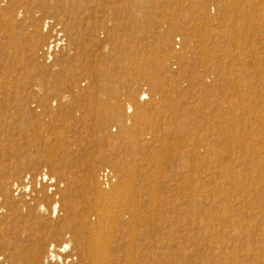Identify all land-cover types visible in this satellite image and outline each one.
<instances>
[{
    "label": "rangeland",
    "instance_id": "374dc122",
    "mask_svg": "<svg viewBox=\"0 0 264 264\" xmlns=\"http://www.w3.org/2000/svg\"><path fill=\"white\" fill-rule=\"evenodd\" d=\"M68 219L116 264H264V0H0V264Z\"/></svg>",
    "mask_w": 264,
    "mask_h": 264
},
{
    "label": "bare ground",
    "instance_id": "6f19581e",
    "mask_svg": "<svg viewBox=\"0 0 264 264\" xmlns=\"http://www.w3.org/2000/svg\"><path fill=\"white\" fill-rule=\"evenodd\" d=\"M118 112V108L116 106H113L111 108V113L114 115ZM51 156V155H50ZM49 160V159H48ZM91 165V164H90ZM94 169L90 167V171H93ZM94 172V171H93ZM90 173L91 175L93 174ZM90 177V176H89ZM46 179V178H45ZM126 183V181H125ZM124 183V184H125ZM98 184V183H97ZM131 185V184H130ZM121 187V186H120ZM129 187V186H128ZM100 188V187H99ZM98 188V189H99ZM124 189V188H122ZM116 190V189H115ZM114 190V191H115ZM102 191V190H101ZM113 191V192H114ZM104 193V192H103ZM103 193L100 192V191H96V195H95V202H96V205H98V207H100L101 205L103 206V202L105 199H102L104 198L103 196ZM118 193V192H117ZM116 195V193H114ZM113 194V196H114ZM126 195V194H125ZM108 196V195H107ZM112 196V195H111ZM112 196V197H113ZM118 196V195H117ZM110 197V196H109ZM108 198V197H107ZM115 198V197H114ZM112 200V199H111ZM113 201V200H112ZM117 201V200H116ZM125 201V200H124ZM110 202V201H109ZM108 203V202H107ZM112 204V202H111ZM115 204V202H114ZM95 205V204H94ZM111 206V205H110ZM96 206V208H98ZM108 207V205H107ZM56 208V207H55ZM95 208V209H96ZM102 208V207H101ZM94 209V210H95ZM113 209V208H112ZM115 209V208H114ZM109 210V209H108ZM116 210V209H115ZM114 210V211H115ZM112 211V210H111ZM113 211V212H114ZM119 211V210H118ZM137 211V210H136ZM110 212V211H109ZM108 212V213H109ZM133 212V211H132ZM116 213V212H115ZM129 213V212H128ZM137 213V212H136ZM104 214V213H103ZM134 214V213H132ZM115 214H113L114 216ZM117 215V214H116ZM100 216V215H99ZM120 217V215H118ZM107 217V215L105 216ZM81 218V217H80ZM110 218V217H108ZM114 218V217H112ZM101 219V217H100ZM100 219L99 222H100ZM106 219V218H105ZM137 219V218H136ZM111 222L113 219H110ZM133 220V219H132ZM104 221H108V220H104ZM103 222V221H102ZM117 222V221H115ZM136 222V221H134ZM107 223L109 222H106L105 225H108ZM99 224V226L97 225ZM96 225L98 226L97 227V231L99 232V228L101 229L102 228V225L103 223H97ZM135 225V224H134ZM104 226V225H103ZM109 226V225H108ZM86 223L84 220H81L79 223H77L75 226H72L70 224V220H66L64 222V225L61 226V232H60V236L62 237H66L68 238V242L64 243L63 245L61 246H57L55 244H50L48 250H47V254H46V257L48 259V261L50 262V264H116L117 262V256L115 254V250L112 252V254L110 255L107 251L109 250V240H107L106 242H103L102 238L105 237L103 235L102 237V233L101 230L99 233H93L91 231H89L88 229V232L86 231ZM93 228V227H92ZM108 229V227H107ZM110 229V227H109ZM94 230V229H93ZM114 230V229H113ZM112 230V231H113ZM105 231V230H104ZM107 231V230H106ZM133 231V230H132ZM87 232L88 235L85 236L84 233ZM102 232H103V228H102ZM131 232V231H130ZM111 233V232H110ZM135 233V232H134ZM132 234V232H131ZM105 235H106V232H105ZM113 235H110L109 234V238L107 239H110L112 240V237ZM102 240V242H101ZM199 242V241H198ZM6 245H9V244H6ZM42 245V244H41ZM207 245V244H206ZM132 246V245H131ZM40 247V246H39ZM197 247V246H196ZM206 247V246H205ZM111 248V247H110ZM220 248V247H219ZM107 249V251H106ZM225 249V248H224ZM30 250V249H29ZM42 249H39L37 248L35 250V252L33 253V256L31 257V259L34 261L35 264H41L43 262V256L45 255H41V251ZM131 251V250H130ZM199 252V250H198ZM30 253H31V250H30ZM29 253V256L31 255ZM201 253V252H200ZM239 253V252H238ZM44 254V253H43ZM76 254H79L78 257L76 256ZM108 254L110 256H108ZM130 255V254H129ZM185 255V254H184ZM239 255V254H238ZM27 257V256H26ZM188 257V255L186 256ZM190 257V256H189ZM188 257V258H189ZM184 258V257H183ZM191 258V257H190ZM87 259V261H86ZM187 259V258H185ZM203 259V257L201 258ZM179 260V259H178ZM47 261V262H48ZM48 262V263H49ZM201 262V261H200ZM192 263V262H191ZM130 264H131V261H130ZM196 264V263H195Z\"/></svg>",
    "mask_w": 264,
    "mask_h": 264
},
{
    "label": "built area",
    "instance_id": "2783aa9c",
    "mask_svg": "<svg viewBox=\"0 0 264 264\" xmlns=\"http://www.w3.org/2000/svg\"><path fill=\"white\" fill-rule=\"evenodd\" d=\"M66 45V36L63 32H58L54 37L44 45L41 50V55L45 63H51L57 54V52ZM110 169H104L101 173V178L103 183L108 185L110 183L111 177Z\"/></svg>",
    "mask_w": 264,
    "mask_h": 264
}]
</instances>
